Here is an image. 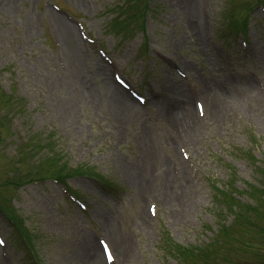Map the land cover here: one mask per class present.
Masks as SVG:
<instances>
[{"label":"rangeland","instance_id":"rangeland-1","mask_svg":"<svg viewBox=\"0 0 264 264\" xmlns=\"http://www.w3.org/2000/svg\"><path fill=\"white\" fill-rule=\"evenodd\" d=\"M123 1L51 0L52 6H58V10L53 7L56 16H52L50 5L44 8L39 0H0V69L5 70L1 82L6 90L0 89V108L15 113L11 127L16 134L0 148V233L7 238L11 264H34V259L17 243L14 228L1 210L9 215L16 213L24 225L14 220L38 235L35 244L39 264H88L89 260L81 261L80 252L90 240L100 248V238L109 244L113 264H211L212 251L218 252L214 248L218 245L214 241L217 230L207 212L212 204L202 191L201 165L213 164L211 168L219 178L231 176L234 167L242 182L254 180L253 165L238 151H252V142L257 140L264 155V0H197L195 5L193 0H152L158 9L147 19V36L155 45L149 48L171 53L177 59L179 54L184 55L180 76L161 64L151 73L146 71L135 59L143 55L140 34L128 33L125 37L114 33L110 22ZM180 2L185 7L182 14L178 10ZM229 3L232 10L234 6L254 8L250 25L253 36L247 38L246 49L238 51L241 45L223 36L232 34L223 21ZM200 5L204 38L197 35L196 42L202 44L189 45L188 40L194 38L188 20H198L189 10L196 6L199 15ZM71 13L73 19L93 31L95 36L91 38L103 41L104 50L113 48L111 58L120 60L116 67L127 74L129 81L141 85L143 80V88L151 81L159 86L157 95L151 94L152 99L143 105L139 103L142 107L138 112L116 109L120 101L113 100L101 85V77H112L115 69L109 74L108 68L94 65L97 49L103 48L83 41ZM180 16L186 20H180ZM150 49L147 53L152 57ZM228 50L229 59L223 62V52ZM104 65L108 66L106 62ZM185 65L193 72L185 70ZM211 76L233 92L235 105L227 101L231 98H219L222 95L218 91L222 90L213 86L216 80L208 79ZM83 78L92 88L93 98ZM175 78L181 80L179 84L169 91L163 88L165 83L167 88V84L172 86ZM208 82L213 87L205 91ZM10 85L12 101L2 93L8 94ZM252 85L259 90L248 97ZM201 90L211 94L213 103L207 102L208 109L199 98ZM238 91L241 100H237ZM143 94L147 98L144 90ZM168 96L189 109L194 110L197 102L203 105V111H196L202 124L197 136L183 138L180 129L168 121L164 111ZM213 109L218 116L211 114ZM4 131L11 134L6 125ZM26 135L37 136L40 145L35 156L43 153L46 140L53 141L70 168L79 166L76 176L67 180L68 188L76 191L73 193L89 204L91 211L83 214L72 204L61 183L47 181L20 188L35 171V159L25 154L20 159L21 172L11 163L15 161L12 154ZM30 150L24 147L25 153ZM181 159L188 162L186 167L181 166ZM94 176H102L103 181H96ZM105 182L118 184L115 192L105 189ZM145 185L143 193L141 186ZM10 207L15 212L11 209L10 214ZM151 209H155L153 213ZM104 221L113 222L119 238L126 242V260L114 251L121 243L114 244L103 234L107 231ZM258 224L252 238H247L246 230L244 235L230 230L233 242H239L233 245L239 261L234 264H264L261 255L254 257L251 253L247 257L241 252L242 238L260 254L264 251V218ZM210 241V245H204ZM197 249L206 250L205 258Z\"/></svg>","mask_w":264,"mask_h":264},{"label":"bare ground","instance_id":"bare-ground-1","mask_svg":"<svg viewBox=\"0 0 264 264\" xmlns=\"http://www.w3.org/2000/svg\"><path fill=\"white\" fill-rule=\"evenodd\" d=\"M194 5L196 4L197 0H193ZM199 3V1H198ZM190 15H196L198 13V10H196V6H194V8H190L189 10ZM194 30L196 31V34H198L199 32V23H196L194 26ZM190 67L187 66V69H189ZM85 83V86L88 90V92L91 94V96L93 97V92H92V88H89L87 80L85 78L82 79ZM112 80L110 78L106 79V84L107 86L112 85ZM219 88H221V86H218ZM116 91L118 92V95H120V90H118V88H115ZM86 91V90H85ZM226 91H223L222 96H220L219 98H224V94H226ZM211 94H207L204 98L207 101H211ZM120 98H118L119 102L118 104L115 105L116 109L118 111H121L122 113H125L124 111H128V112H135L137 110V107L135 104H132L128 99H126L124 97L119 96ZM225 99V98H224ZM185 106H183L181 104L180 101H176V100H170L169 101V105L166 108V116L168 118L169 121H171L174 126H176L177 129H180L179 133H183L184 130L186 132H189V130L185 127H188L189 121L187 119H185L184 116V111H185ZM188 114L191 116L190 121L195 125V126H199L198 121H192V119L195 118V113L193 111L188 110ZM214 116L217 115V112L213 114ZM186 135H184L185 137ZM147 188V185L145 186H141V190H143V193H145ZM108 234L110 236V238L113 240L114 244L118 241L120 242L121 239L118 237V235L115 233L114 234V227L113 225L110 223H108ZM123 253V258H126V256L129 254V248L125 247V250H122ZM80 258L81 261H85L87 262V260H89L90 262L88 264H107L104 261L102 252L99 248V246L95 243V242H90L88 241L87 245L85 246V248L80 252ZM0 264H3L2 259H0Z\"/></svg>","mask_w":264,"mask_h":264}]
</instances>
